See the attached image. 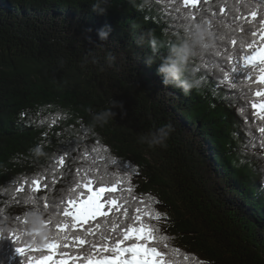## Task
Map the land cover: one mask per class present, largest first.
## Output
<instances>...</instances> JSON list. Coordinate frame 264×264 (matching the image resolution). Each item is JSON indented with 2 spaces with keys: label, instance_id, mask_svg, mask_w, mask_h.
Segmentation results:
<instances>
[{
  "label": "trees",
  "instance_id": "16d2710c",
  "mask_svg": "<svg viewBox=\"0 0 264 264\" xmlns=\"http://www.w3.org/2000/svg\"><path fill=\"white\" fill-rule=\"evenodd\" d=\"M93 2L0 0V214L15 228L9 217L23 215L30 207L23 203L29 193L15 191L22 178L33 177L69 142L80 141L72 144L59 171H70L71 180L77 168L95 164L93 172L107 170L119 179L111 162H130L137 174L124 175L125 191L111 195L128 199L133 215L136 207L143 211L145 205L161 214L159 220L142 219L159 230L157 235L169 238L156 246L170 253L167 258L174 264H195L191 257L205 264H264V147L250 115V102L257 98L249 97L245 105L240 88L248 86L247 81L236 89L227 81L220 84L224 71L231 69L223 55L232 51L230 39L220 57H206V67L195 58L191 69L200 86L185 95L179 88L162 86L158 60L145 64L152 41L172 42L174 8L183 10L182 0H152L142 10L129 0H109L103 15L92 11ZM200 10L205 21H213L214 30L230 38L235 28L231 18L255 10L259 19L264 0H201L197 14ZM105 25L112 29L108 40L104 47L95 46L100 43L97 29ZM235 36L240 38L238 30ZM108 51L116 55L112 67L105 60ZM251 87L255 91L256 86ZM111 99L122 101L127 115L121 118L115 109L113 120L93 126L92 113L109 107ZM164 124L173 129L167 147L138 142L140 134ZM36 148L42 154H36ZM64 186V180L55 185L57 191ZM46 191L42 188L37 195ZM97 220L103 224V218ZM95 224L90 221L74 231L83 236ZM66 251L78 254L81 249ZM20 259L13 242L0 238V264H19Z\"/></svg>",
  "mask_w": 264,
  "mask_h": 264
},
{
  "label": "snow or ice",
  "instance_id": "6c2138e0",
  "mask_svg": "<svg viewBox=\"0 0 264 264\" xmlns=\"http://www.w3.org/2000/svg\"><path fill=\"white\" fill-rule=\"evenodd\" d=\"M203 2L208 3V0ZM200 3L201 0H182L183 10L180 7L174 8L177 15L172 18L173 34L180 32L191 21H205L203 10L197 14V5ZM220 12L224 13L225 9L221 7ZM257 17L258 13L255 10H252L248 16L239 14L233 16L231 22L235 28L230 38L227 34L214 30L213 21L207 20L210 31L218 37L217 43L211 52H201L197 57L206 67L208 64L206 57L209 55L220 57L221 47L225 46L226 39H230L232 51H225L223 55L227 57L231 69L230 72L224 71L220 84L224 85L227 81L231 89H236L244 85L245 81L248 82V86L241 87L240 92L246 106L249 97L254 95L257 98L250 102L252 109L250 115L257 122V130L261 134L260 146L264 147V16H260L259 19ZM224 26H227V22ZM237 30L240 33L239 39L235 36ZM195 58L191 63H195ZM253 84L256 86L255 91L251 87ZM241 113L248 115L246 107H241ZM81 131L85 129L81 128ZM249 135L252 136V146L255 147L256 137L251 131ZM73 143L79 144L80 141L69 142L60 152L50 157L42 171L31 178L23 177V183L15 189L17 193L25 191L29 193L23 198L25 205L44 210L50 233L42 244L35 243L34 238L27 231L25 212L23 215L9 217L15 221L16 226L7 235L0 234V238L13 242L15 253L21 258L19 264H174L170 258H167L170 253L158 251L156 246L169 238L157 235L159 230L142 219L143 215L149 220H159L161 214L151 211L145 205L143 211L140 207H136L133 215L128 199L122 195H111L125 191L122 187L124 175L131 177L137 174L131 163L116 160L111 162L121 174L119 179L111 177L107 170L103 173L98 169L93 172V169L97 168L93 164L90 168H77V175L67 180L71 172H61L59 169L66 166V158L71 154ZM91 151L96 149L93 148ZM84 152L86 155L90 154L87 146ZM105 177L109 178L105 179ZM61 180L65 181V186L57 191L55 185ZM42 188L47 191L43 195H37ZM126 190L131 194V186ZM14 199L20 202V197ZM136 199L134 196L131 197L132 201ZM140 203L144 202L140 201ZM0 212H3V209H0ZM109 213H113V216L110 217ZM117 214H122L126 219H121ZM97 217L103 218V224L97 220ZM90 221H96L95 227L90 226L84 230L83 236L80 232L74 231L83 229ZM88 236H92L93 239H88ZM125 241L132 243L125 244ZM150 241L153 243L150 244ZM84 245L88 248L84 249ZM70 247L80 248L81 252L74 254L66 251ZM164 247L169 246L165 243ZM178 251V249H170V252L178 253ZM184 259L188 261L189 256L185 255ZM191 259L195 264H205L195 257Z\"/></svg>",
  "mask_w": 264,
  "mask_h": 264
},
{
  "label": "clouds",
  "instance_id": "9594fccd",
  "mask_svg": "<svg viewBox=\"0 0 264 264\" xmlns=\"http://www.w3.org/2000/svg\"><path fill=\"white\" fill-rule=\"evenodd\" d=\"M152 0H129L137 10H142L151 4ZM109 0H94L91 9L98 15H103L108 9ZM112 29L105 25L97 29V38L100 43L95 46L104 47V42ZM143 39V36L140 37ZM216 45V36L210 31L206 21H191L180 32L174 34L171 43L159 44L156 41L151 42L152 55L146 60L148 66L156 63V72L161 78L162 86L175 87L181 89L185 95L200 86V80L191 69V62L201 52L209 51ZM165 49V54L160 55V49ZM105 60L109 67H112L116 61V55L108 51ZM95 63V60H93ZM115 109L119 110L121 118L127 115L124 110L122 101L110 100L109 107L92 113L93 126H104L117 115ZM173 131L171 124H164L153 129H149L146 133L138 136V142L149 148H165L167 140ZM35 153L40 155V148L34 149ZM24 218L28 234L34 238L35 243L42 244L49 236V228L46 223V215L41 208L31 206L25 213ZM14 228V224L7 216L0 214V234L8 233Z\"/></svg>",
  "mask_w": 264,
  "mask_h": 264
}]
</instances>
